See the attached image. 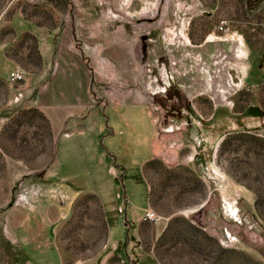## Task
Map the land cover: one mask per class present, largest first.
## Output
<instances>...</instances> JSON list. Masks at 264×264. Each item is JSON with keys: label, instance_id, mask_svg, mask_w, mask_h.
Here are the masks:
<instances>
[{"label": "rangeland", "instance_id": "1", "mask_svg": "<svg viewBox=\"0 0 264 264\" xmlns=\"http://www.w3.org/2000/svg\"><path fill=\"white\" fill-rule=\"evenodd\" d=\"M217 2L0 0L17 68L38 90L71 42L91 104L58 143L44 96L0 120V264H264V8Z\"/></svg>", "mask_w": 264, "mask_h": 264}, {"label": "crops", "instance_id": "2", "mask_svg": "<svg viewBox=\"0 0 264 264\" xmlns=\"http://www.w3.org/2000/svg\"><path fill=\"white\" fill-rule=\"evenodd\" d=\"M234 2H236V0H218V2L215 3V5L218 6L219 9L221 8L223 10H226V8L228 7L227 10H234V8L237 9ZM245 6L249 8L251 12L255 10L257 11L261 8H264V0H247V4ZM44 43L45 45L43 44V46H44L45 52L47 53L51 52V49L49 47L50 45L48 46V42H44ZM4 44L5 43H0V66H2L3 68H9L10 71L8 72H12L14 69L17 68L16 66L17 63L14 62V59H11L10 57L7 56V53L6 51H4V48L2 49V46H4ZM65 45H66L65 49L62 48V44L60 45V49L55 58L51 53L52 57L51 56L50 57L52 58V60L56 59L55 62L56 61L58 62V65H57L58 69L56 68L55 72L46 82L40 83L41 86L39 87L38 90L36 88L38 87L37 85L39 84V82H36L37 84H35L33 79L39 78L40 74L44 71V63H43V68L40 70V72H38L36 75H33V76L29 74L26 77V80L22 86L13 87L11 86L13 84L10 85L8 79L5 80L3 79L2 76H0V86H4L8 88V92H9L8 100L14 101V105L11 104L9 106H6V103H5V104H2V106H0V115L2 117L0 120L8 121L12 119L13 114L20 106H23V105L26 106L28 104V100L30 98L29 97L27 98V96L29 95L30 91L33 90V93L36 91L38 92L37 96H38V99L40 98L41 102H42L41 98L43 96L46 98V100L49 99V102L48 101L45 102L46 105L49 107V108L48 107L46 108L45 113L48 116H50V120L52 123V131L54 133V136L56 137L57 143L60 140L64 141L66 138L71 137L76 132L86 134V131L84 129H75V130L69 131L68 125L73 118H81L82 115L85 114L87 110L91 109L90 100L88 101L89 103L84 102L85 98L83 97V94H86V93L88 94L90 78H89L88 72L83 66L84 63H82L77 58L76 53L71 52V49H73L71 47V42L69 44L65 43ZM45 59L47 58L43 57V60ZM76 69L77 70L79 69L80 72H82V76L84 77L80 84V93L82 94V96H81V100H79V97L76 96L77 98L76 102L74 101V104H71L69 103V101L66 102V100H64V97H61V99L57 98L56 91L54 88H56V86L60 82H63L64 84H68L71 79L74 80V82L77 81ZM83 72L85 74H83ZM20 93L24 94L25 97L24 99H22L20 103H17L18 102L17 97L19 96ZM67 133H69L68 136L66 135ZM147 183H148V196H149V205H150L149 209H150L152 190H151L150 183L148 181ZM143 217L140 218V226L150 223V222L143 223L142 222ZM109 262L111 264L117 263V259L115 257L109 258V260L106 258L105 264H108Z\"/></svg>", "mask_w": 264, "mask_h": 264}, {"label": "built area", "instance_id": "3", "mask_svg": "<svg viewBox=\"0 0 264 264\" xmlns=\"http://www.w3.org/2000/svg\"><path fill=\"white\" fill-rule=\"evenodd\" d=\"M232 28V25L227 21L223 20L218 26H217V32L218 33H228ZM26 80V74L20 70L19 68L14 69L12 72H10V81L13 85H19L22 86ZM157 219V216L155 213L148 212L142 219L144 222H155Z\"/></svg>", "mask_w": 264, "mask_h": 264}, {"label": "trees", "instance_id": "4", "mask_svg": "<svg viewBox=\"0 0 264 264\" xmlns=\"http://www.w3.org/2000/svg\"><path fill=\"white\" fill-rule=\"evenodd\" d=\"M75 35H77V32H74L73 33V36L75 37ZM84 61H88L87 59H85V56H84V52H82V54H81V56H80ZM37 94L38 93H34L33 95H35V96H33V100H32V103L30 104V106H29V104L28 105H23V106H20L16 111H15V113L13 114V116H12V118H14L18 113H20V112H22V111H25V110H30V109H32L33 108V106H31V105H33V101L34 100H36V98H37Z\"/></svg>", "mask_w": 264, "mask_h": 264}]
</instances>
